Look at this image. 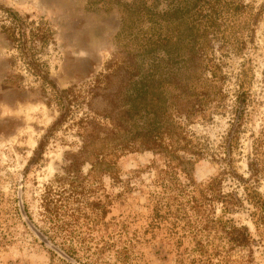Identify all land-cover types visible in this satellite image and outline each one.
<instances>
[{"label":"trees","instance_id":"16d2710c","mask_svg":"<svg viewBox=\"0 0 264 264\" xmlns=\"http://www.w3.org/2000/svg\"><path fill=\"white\" fill-rule=\"evenodd\" d=\"M86 4L91 8H118L115 52L85 84L66 88H58L49 78L47 65L39 57L51 39L50 28L43 20L35 21L2 7L1 31L25 69L41 83L42 94H49L48 102L56 107L57 116L48 132L73 129L77 138L76 149L64 154L62 173L45 186L43 216L53 223L56 234L73 239L76 235L72 227L85 213L80 201L90 197V201L85 199L89 202L86 205L101 208L104 214L108 196L102 202L94 199L103 176L117 175L123 154L147 151L156 159L154 189L148 195L153 218L169 220L172 228L183 222L182 229L192 232L198 254L192 263L217 264L213 257L226 246L227 251L246 249L248 259L244 263H251V246L257 241L247 226L237 225L228 215L246 201L264 240V197L255 184L248 183L250 177L237 178L243 198L234 190L223 191L222 177L229 173V156L219 159L225 163L221 176L197 183L194 165L209 153V147L189 128L196 121L211 119L214 111L225 107L224 62L215 55V47L220 56L244 47L245 5L240 0H86ZM240 89L231 120L236 127L242 123L248 98L242 86ZM49 133L38 141L35 157L41 156ZM229 142L233 143L232 139ZM84 166H88L85 172ZM70 203L75 206L70 207ZM216 205L220 206L219 215ZM205 232L217 235L222 245L196 237ZM38 234L43 243L53 238L44 232ZM53 250L57 252L55 246ZM66 251L78 261L75 248ZM127 251L126 246L120 250L122 254Z\"/></svg>","mask_w":264,"mask_h":264},{"label":"rangeland","instance_id":"374dc122","mask_svg":"<svg viewBox=\"0 0 264 264\" xmlns=\"http://www.w3.org/2000/svg\"><path fill=\"white\" fill-rule=\"evenodd\" d=\"M240 1L245 5L244 47L227 56H220L215 47V55L224 62L225 107L214 111L211 119L189 126L209 147V153L195 163L193 176L197 183L221 176L225 163L219 159L229 156L223 191L234 190L243 198L237 178L250 177L248 183L255 184L264 197V0ZM2 7L43 20L50 28L51 39L39 57L58 88L85 84L115 52L113 38L120 23L117 7L91 8L86 0H0V21ZM41 86L0 29V264H193L192 258L198 254L192 232L182 229L183 222L172 228L169 220L153 218L148 195L154 189L156 159L147 151L123 154L117 175L103 176L94 199L102 202L108 196L104 214L101 208L87 206L85 199H91L85 197L80 201L85 213L72 227L76 236L65 240L63 233L56 234L53 223L43 216L42 195L45 186L62 173L64 154L76 149L77 138L73 129L48 132L57 111L54 103L48 102L50 95L42 94ZM241 86L248 98L242 123L236 127L231 120ZM48 133L37 158L33 151ZM87 169L84 166L83 171ZM251 210L244 201L228 216L237 225L247 226L257 241L251 246L253 260L248 264H264V240L255 228ZM215 212L220 214L219 205ZM38 232L53 236L50 243L41 242ZM196 237L213 245L223 243L213 233ZM124 246L128 251L122 254ZM71 247L76 249L78 261L66 254ZM221 250L213 257L217 264H239L248 259L246 249L227 251L226 246Z\"/></svg>","mask_w":264,"mask_h":264}]
</instances>
